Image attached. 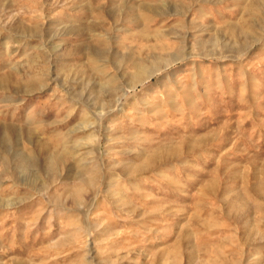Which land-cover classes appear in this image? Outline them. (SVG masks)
<instances>
[{"label":"rangeland","instance_id":"obj_1","mask_svg":"<svg viewBox=\"0 0 264 264\" xmlns=\"http://www.w3.org/2000/svg\"><path fill=\"white\" fill-rule=\"evenodd\" d=\"M254 1L0 0V264H264Z\"/></svg>","mask_w":264,"mask_h":264},{"label":"bare ground","instance_id":"obj_2","mask_svg":"<svg viewBox=\"0 0 264 264\" xmlns=\"http://www.w3.org/2000/svg\"><path fill=\"white\" fill-rule=\"evenodd\" d=\"M256 2L257 5H260L261 0H256L254 1ZM249 36H252L251 34H249ZM142 67H139L138 71L135 72V79L137 81H139L142 77H144L145 75H148L149 72H142L144 70H142ZM148 78V77H147ZM141 83V82H140ZM55 163V161L51 162L50 164Z\"/></svg>","mask_w":264,"mask_h":264}]
</instances>
